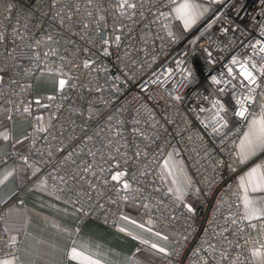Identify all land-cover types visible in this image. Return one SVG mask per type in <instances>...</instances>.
<instances>
[{
	"label": "built area",
	"instance_id": "obj_1",
	"mask_svg": "<svg viewBox=\"0 0 264 264\" xmlns=\"http://www.w3.org/2000/svg\"><path fill=\"white\" fill-rule=\"evenodd\" d=\"M179 1L0 0V103L9 119L30 121L19 160L33 182L77 210L78 225L114 229L131 207L175 232L160 264H254L264 217H245L227 169L255 100L264 99V0H222L182 39L167 33ZM38 73L65 84L35 94ZM168 154L187 169L189 201L163 180ZM117 171L129 189L112 180ZM5 216L0 207V258L17 251Z\"/></svg>",
	"mask_w": 264,
	"mask_h": 264
},
{
	"label": "crops",
	"instance_id": "obj_2",
	"mask_svg": "<svg viewBox=\"0 0 264 264\" xmlns=\"http://www.w3.org/2000/svg\"><path fill=\"white\" fill-rule=\"evenodd\" d=\"M221 1L180 0L170 8L173 21L167 27V33L179 39L192 36L199 24ZM185 2L192 6L187 25L185 18L176 11ZM35 77L46 79L51 84L59 80L55 76L41 73ZM33 87L36 91L34 81ZM58 89L52 86L48 93L42 91L35 94H55ZM262 89L264 90V81ZM261 116H264L262 93L255 100L244 130L233 147L227 169V174L235 175L245 217V195L255 202L256 207H264V191H252L249 188L245 192L241 186L253 168L264 172V161L256 159V156L264 152V146L257 145L254 151H249L245 140L252 130L251 121ZM29 128V120L9 119L8 109L0 103V207L6 209L1 227L17 245L14 256L0 260H9L12 264H82L81 260L72 257L75 249L83 257L97 261L98 264H160L175 236V232L167 226L131 207L125 209L114 229L92 221L78 225V212L74 207L64 204L42 185L33 182L28 174L27 164L19 160V155L24 152L27 144L26 133ZM181 164L188 186L189 175L183 161ZM167 186L175 196L169 184ZM256 251L261 256H254ZM251 254L254 264H264L263 248H255Z\"/></svg>",
	"mask_w": 264,
	"mask_h": 264
},
{
	"label": "snow or ice",
	"instance_id": "obj_3",
	"mask_svg": "<svg viewBox=\"0 0 264 264\" xmlns=\"http://www.w3.org/2000/svg\"><path fill=\"white\" fill-rule=\"evenodd\" d=\"M125 3H127V0H124ZM133 5H129V7H132ZM123 7V4L121 5ZM191 8L192 6L185 2L184 4L180 5L179 8H177V13L182 18H185L186 25L190 22L191 18ZM117 39H119L117 37ZM264 51V48L261 49ZM237 61L233 60V63H236ZM85 67L88 65L85 64ZM255 67V65H253ZM229 72H231V69H229ZM262 74H264V71H262ZM240 75L243 77L244 80L249 82V85H255L256 84V77L253 74L252 71H250L246 65H241V72ZM218 83V81H215ZM60 87L62 88L65 84L64 80H61ZM250 97H245L244 101H237V103L241 104L240 109L235 113L238 117L246 118L245 114L247 112V108L244 107V103L250 101ZM223 106L221 105V108ZM27 111V109H25ZM226 126V125H225ZM251 132L246 135V147L249 151H254L255 147L257 145L264 146V116H261L257 120L251 121ZM126 175L125 172L117 171L111 178L113 181L116 182H122L123 188L125 190L130 188V185L123 180V177ZM242 187H244L245 192L248 191L249 188H251L252 191H264V172L259 171L258 168H253L248 174L247 179L242 182ZM244 207L246 210V217L249 219L256 218L259 219L261 217H264V207H256L255 202L248 199V197L245 195L243 198ZM124 219H127L125 217ZM134 223V222H133ZM141 227H143L141 225ZM155 247V245H153ZM160 251H163V249H160ZM254 256H261V253L259 251H256L253 253ZM73 259H79L81 260L82 264H98L97 261L91 260L89 258L83 257L81 253L77 252L75 249H73L72 252ZM0 264H12L9 260H0Z\"/></svg>",
	"mask_w": 264,
	"mask_h": 264
},
{
	"label": "rangeland",
	"instance_id": "obj_4",
	"mask_svg": "<svg viewBox=\"0 0 264 264\" xmlns=\"http://www.w3.org/2000/svg\"><path fill=\"white\" fill-rule=\"evenodd\" d=\"M60 81L61 80H57L55 83L53 82L51 84L46 79L35 77L34 86L36 91L33 87V92L38 93L44 91L48 93L50 92L52 86L61 88L59 83ZM181 162L182 161H180L179 158L169 154L168 157H165L164 161H162L161 175L166 185L169 184L176 197L180 198L181 200L189 201V198H185L187 184L185 170L183 169Z\"/></svg>",
	"mask_w": 264,
	"mask_h": 264
}]
</instances>
